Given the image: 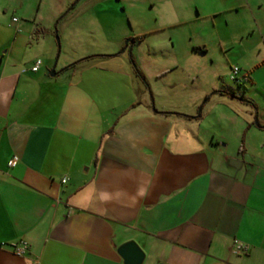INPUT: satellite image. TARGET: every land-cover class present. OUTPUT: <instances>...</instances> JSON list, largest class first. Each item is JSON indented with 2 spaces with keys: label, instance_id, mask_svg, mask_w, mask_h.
<instances>
[{
  "label": "crops",
  "instance_id": "1",
  "mask_svg": "<svg viewBox=\"0 0 264 264\" xmlns=\"http://www.w3.org/2000/svg\"><path fill=\"white\" fill-rule=\"evenodd\" d=\"M14 18L0 21V264H123L129 240L143 264H264V120L237 108L255 99H176L102 52L34 71L46 38Z\"/></svg>",
  "mask_w": 264,
  "mask_h": 264
},
{
  "label": "rangeland",
  "instance_id": "2",
  "mask_svg": "<svg viewBox=\"0 0 264 264\" xmlns=\"http://www.w3.org/2000/svg\"><path fill=\"white\" fill-rule=\"evenodd\" d=\"M12 16L41 30L40 40L46 39L37 51L45 63L51 55V69H62L67 54L77 60L87 53L115 55L94 63L120 69L118 62H125L135 74L119 75L126 83L173 86L176 99L230 86L259 105L238 101L240 112L251 122L264 120V0H0V21L8 27ZM138 64L149 74L165 72L144 79ZM234 65L239 82L232 79Z\"/></svg>",
  "mask_w": 264,
  "mask_h": 264
},
{
  "label": "water",
  "instance_id": "3",
  "mask_svg": "<svg viewBox=\"0 0 264 264\" xmlns=\"http://www.w3.org/2000/svg\"><path fill=\"white\" fill-rule=\"evenodd\" d=\"M1 61V59H0ZM56 71H52V75H55ZM118 253L122 257L123 264H143L145 259V252L134 240H129L121 244L118 249ZM164 264V263H159Z\"/></svg>",
  "mask_w": 264,
  "mask_h": 264
},
{
  "label": "built area",
  "instance_id": "4",
  "mask_svg": "<svg viewBox=\"0 0 264 264\" xmlns=\"http://www.w3.org/2000/svg\"><path fill=\"white\" fill-rule=\"evenodd\" d=\"M14 20H17V18H14ZM42 63V60L41 59H37L35 61V64L33 65L32 69L35 71V70H38V68L40 67ZM240 67L234 65L232 66V79L236 82H239L240 79H239V74H240ZM244 80H248V76H244L243 78ZM18 162V156L14 155L9 161H8V165L9 166H14L16 165V163ZM62 182H66V178L62 179ZM25 242H21L20 246H17L15 248V251L17 254H22L24 252V247H25ZM237 253L239 252H245L246 251V247L245 246H241V245H237L234 249Z\"/></svg>",
  "mask_w": 264,
  "mask_h": 264
}]
</instances>
